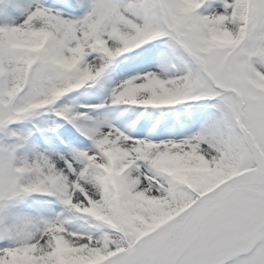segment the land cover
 <instances>
[{
    "label": "snow or ice",
    "instance_id": "obj_1",
    "mask_svg": "<svg viewBox=\"0 0 264 264\" xmlns=\"http://www.w3.org/2000/svg\"><path fill=\"white\" fill-rule=\"evenodd\" d=\"M0 264H264V0H0Z\"/></svg>",
    "mask_w": 264,
    "mask_h": 264
}]
</instances>
